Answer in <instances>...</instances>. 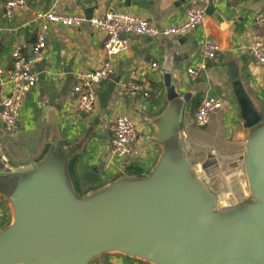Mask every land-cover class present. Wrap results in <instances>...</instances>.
<instances>
[{"label":"water","instance_id":"obj_1","mask_svg":"<svg viewBox=\"0 0 264 264\" xmlns=\"http://www.w3.org/2000/svg\"><path fill=\"white\" fill-rule=\"evenodd\" d=\"M154 39L165 52L184 44ZM180 71L176 62L161 65L162 104L143 114L153 162L126 164L105 181L84 177L92 138H69L55 107L44 108L38 155L18 160L0 137V203L10 214L0 227V264H264V110L230 64L244 138L217 143L206 127L191 126L194 95Z\"/></svg>","mask_w":264,"mask_h":264},{"label":"crops","instance_id":"obj_2","mask_svg":"<svg viewBox=\"0 0 264 264\" xmlns=\"http://www.w3.org/2000/svg\"><path fill=\"white\" fill-rule=\"evenodd\" d=\"M8 1L0 0V71L3 73L0 84L6 83L8 72L13 67L12 52L18 45L23 47L37 76V86L25 99L16 133L6 131L0 112V137L18 160L26 161L43 149L48 131L44 108L50 105L60 112L63 131L69 138H78L85 133L91 136V147L81 165L87 179L102 182L114 176L126 164L136 161L152 163L157 155V147L145 140L148 129L143 123V114L157 111L162 104L164 86L160 67L163 63L168 66H172V62L180 64V77L186 89L194 95L188 116L193 128H198L194 122L196 112L192 114L193 108L200 105L206 96H216L224 101V108L211 116L204 131L217 143L227 147L236 146L244 138L239 108L229 78L230 64L239 68L247 89L256 104L264 110V68L255 62L249 52L255 39L264 38V23L259 25L256 22L257 15L264 12V0H221L197 31L173 39L184 44L171 52H165L154 38H133L129 53L116 58L115 74L96 86V107L90 115L78 111L72 92L79 75L102 67L105 61V35L88 27L52 26L48 32L44 58L36 61L32 47L41 29L36 14L56 10L85 15L86 10L93 9V17H105L112 11H125L163 30L184 22L191 0H27L26 8L13 19L6 14ZM205 39H211L221 47L219 62L210 63L199 78L192 81L187 71L200 63ZM153 64L158 65L157 69H152ZM132 69L139 70L138 82L145 90L127 97L123 87L130 81ZM2 88L5 95L9 93L7 84ZM146 92L149 97H145ZM154 93L157 98H153ZM123 111L136 122L139 155L143 156L147 151L150 156L111 165L109 147L112 126ZM6 209L0 213V227L10 218ZM101 264L142 263L107 257Z\"/></svg>","mask_w":264,"mask_h":264},{"label":"built area","instance_id":"obj_3","mask_svg":"<svg viewBox=\"0 0 264 264\" xmlns=\"http://www.w3.org/2000/svg\"><path fill=\"white\" fill-rule=\"evenodd\" d=\"M221 0H191L184 22L177 26L167 27L163 30L157 28L146 19L130 12L112 11L105 17H93L88 19L84 14H72L49 10L38 12L36 21L41 24L36 41L32 47V53L36 61H42L47 50V36L52 26L83 28L102 33L106 37L104 45L105 61L100 69L87 72L77 77L73 88V98L76 107L82 114L90 115L94 112L97 102L96 86L110 79L116 71L115 60L121 55L129 53L135 37L155 38L165 35L171 38L182 37L197 31L209 14L210 6L217 7ZM27 0H9L5 5L6 14L13 19L17 13L26 8ZM256 22L264 23V12L257 15ZM249 52L255 62L264 68V38H257L249 48ZM221 47L211 39H205L202 46L200 63L188 69L187 74L192 81L197 80L210 63H218ZM13 67L8 72L6 83L0 84V108L2 122L8 133L14 134L18 130V124L24 109L27 95L36 88L37 76L32 71L21 45L12 52ZM158 65L153 64L152 69ZM0 71V75H2ZM140 72L138 69L130 71V81L123 87L125 96H132L144 92L145 88L138 82ZM9 86V93H3V85ZM149 97V93H144ZM224 108V101L216 96H206L201 102L196 116L195 124L198 128L207 127L211 116ZM139 133L136 122L126 112L119 113L112 126V139L109 147L111 165L123 163L129 159H147L150 153L139 155ZM142 156V157H140Z\"/></svg>","mask_w":264,"mask_h":264},{"label":"trees","instance_id":"obj_4","mask_svg":"<svg viewBox=\"0 0 264 264\" xmlns=\"http://www.w3.org/2000/svg\"><path fill=\"white\" fill-rule=\"evenodd\" d=\"M155 87H156V85H155ZM153 95H154L153 98H157V96H156L155 93H154ZM200 104H201V103H200ZM199 106H200V105H197V107L193 108V112H192V114H194V112L197 113V110H198ZM196 113H195V116H196ZM4 208L6 209V207H5L3 204H0V213L3 211ZM6 210H7V209H6Z\"/></svg>","mask_w":264,"mask_h":264},{"label":"rangeland","instance_id":"obj_5","mask_svg":"<svg viewBox=\"0 0 264 264\" xmlns=\"http://www.w3.org/2000/svg\"><path fill=\"white\" fill-rule=\"evenodd\" d=\"M139 144H140V143L138 142V148H139Z\"/></svg>","mask_w":264,"mask_h":264}]
</instances>
